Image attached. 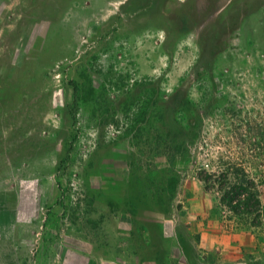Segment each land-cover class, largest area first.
<instances>
[{
  "label": "rangeland",
  "instance_id": "374dc122",
  "mask_svg": "<svg viewBox=\"0 0 264 264\" xmlns=\"http://www.w3.org/2000/svg\"><path fill=\"white\" fill-rule=\"evenodd\" d=\"M74 1L0 0V192L22 207L60 189L0 264H264V0ZM157 88L200 113L171 161L154 121L126 131ZM241 167L254 215L204 181Z\"/></svg>",
  "mask_w": 264,
  "mask_h": 264
},
{
  "label": "trees",
  "instance_id": "16d2710c",
  "mask_svg": "<svg viewBox=\"0 0 264 264\" xmlns=\"http://www.w3.org/2000/svg\"><path fill=\"white\" fill-rule=\"evenodd\" d=\"M76 92L75 101L70 106V115L73 118H75L77 104H80L81 101H87L90 95L85 90L77 89ZM152 93L151 99L146 100L143 104H137L136 106L132 103L126 104V112L123 115L130 113L128 119L130 117L131 120L128 130H126L128 131L127 135L131 133L132 129H135L138 133L137 137H140L144 131L141 128L142 125L150 120L154 121L158 124L156 132L159 137L169 139L168 149L171 161L183 152L182 150L186 147V141L194 137L195 131L198 129L200 113L197 104L189 96H183L181 90L176 91L169 105L161 103L160 89L157 88ZM179 117L186 119V125L179 121ZM233 173L223 171L218 175H207L204 181L210 183L214 177L218 179L213 181V183L221 184V191L223 192L221 204L234 214L239 216L254 215L261 208L260 195L254 191L255 188L251 185L254 183L244 178L248 177L244 168H236Z\"/></svg>",
  "mask_w": 264,
  "mask_h": 264
},
{
  "label": "crops",
  "instance_id": "0c3cea01",
  "mask_svg": "<svg viewBox=\"0 0 264 264\" xmlns=\"http://www.w3.org/2000/svg\"><path fill=\"white\" fill-rule=\"evenodd\" d=\"M71 2L72 4L75 3L74 0H64V3L68 5H71ZM37 185L43 190V196L41 195V197L37 198L36 206H34L35 202L29 198L34 203L26 201V203H24L25 207H21L18 202H10L7 198H2L4 191L0 192V245L7 244L9 246H23L25 248L33 245V229H38L41 226L43 227L42 215L44 213L43 211L41 212V209L43 210L46 205L56 204L60 195V189L56 184ZM47 189L52 190V192L45 196L44 190ZM20 208L26 211L24 217H16L15 211L18 210L19 214L22 210ZM8 217L9 220H7ZM42 236H44V232H42Z\"/></svg>",
  "mask_w": 264,
  "mask_h": 264
}]
</instances>
